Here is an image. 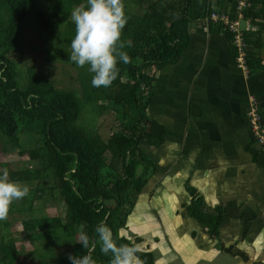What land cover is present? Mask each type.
Returning <instances> with one entry per match:
<instances>
[{
  "label": "trees",
  "instance_id": "16d2710c",
  "mask_svg": "<svg viewBox=\"0 0 264 264\" xmlns=\"http://www.w3.org/2000/svg\"><path fill=\"white\" fill-rule=\"evenodd\" d=\"M32 1L0 0L6 13L4 17L0 15V152L11 151L8 138H13L18 129L25 132L37 130L41 144L38 157L33 162L42 164L45 173L59 179L65 215L62 220L50 215L23 220V230L31 240L43 238L57 243L66 239V244L71 245L69 254L77 256L87 251L77 243L81 225H84L90 241L96 238V226L103 222L112 229L118 243H132L118 232L126 224L137 195L156 170L143 148H157L166 137L164 125L146 115L147 106L153 103L156 80L148 70L177 62L188 46L191 23L203 19L212 10L222 11L224 8L233 14L235 0H181L180 7H176L174 0L157 7L155 2L149 1L143 15L131 12L125 5L127 23L122 30L121 41L126 44L123 50L128 53L130 62L118 64L119 75L110 86H91L90 90L94 97L116 104H129L132 108V114L126 113L119 129L106 139L99 135L87 136L76 126L80 109L72 93L41 84L35 73L30 75L24 86L19 85L6 51L20 50V29ZM72 1L79 2L69 0V4ZM244 16L257 27L256 31L245 33L247 72L264 71V60L258 53L264 42V0H248ZM36 19L43 28L53 27V21L44 17L42 12ZM225 37L234 55L231 38L227 34ZM128 41L131 42L130 47L127 46ZM92 76L88 80L89 85H92ZM16 119L21 123L18 124ZM251 144L246 151L264 172L262 150ZM139 167L142 170L137 174ZM4 169L10 170L12 180H31L38 176L29 169L20 170L19 175L18 171H11L8 163L1 161L0 171ZM185 188L189 198L182 206L187 215L208 235L218 238L223 219L222 206L206 204L197 189L187 183ZM140 240L135 238L136 243ZM92 255L97 264H110L111 256L104 255L98 244ZM138 255L144 264H152L151 252L141 250ZM16 258L14 242L11 239L1 241V264H15ZM38 263L47 264L43 261ZM68 264H71L69 259Z\"/></svg>",
  "mask_w": 264,
  "mask_h": 264
},
{
  "label": "rangeland",
  "instance_id": "374dc122",
  "mask_svg": "<svg viewBox=\"0 0 264 264\" xmlns=\"http://www.w3.org/2000/svg\"><path fill=\"white\" fill-rule=\"evenodd\" d=\"M149 1L155 2L157 7L166 4L170 0H141L138 3L135 0H123L128 10L139 15L146 13L147 10L145 8ZM174 1L175 5H177L176 7H180L181 0ZM84 2L85 0H79V2L72 1L69 4V0H33L28 15L21 25L20 50H7L6 53L20 86H24L30 75L35 73L39 76L41 84L52 85L59 91L72 93L80 109L75 123L76 126L82 129L87 136L99 135L102 139H106L112 132L119 129L123 116L126 113H131L132 108L129 104H116L102 99V97L92 96L90 91L92 85L88 84V80L92 75L88 70L89 66L78 67L70 60V45L75 34V26L71 21V12L75 6ZM64 11H67V13L64 14ZM39 12H42L44 17L53 21L51 29L38 25L36 18ZM5 14V10L2 9L0 4V15L4 17ZM240 25L244 27V22L241 21ZM190 27L193 28L195 25L191 24ZM121 38H123V35ZM148 72L150 75H155L154 68L149 69ZM166 98V94L165 97L160 94L152 107L146 109V115L163 124L170 136L172 134L168 123L174 120L177 121V118L174 119V115L165 113L169 106H164L162 101H165ZM16 122L20 124L21 120L16 119ZM39 138L40 135L37 130L25 132L18 129L13 138H8L9 150L11 151L7 153L0 152V162L8 163L11 171H18L20 175V170L29 169L35 171L38 176L40 175V177L37 176L31 180H14L22 185H27L29 194L21 200L14 201L10 207L7 219L0 221V242H7L9 239L14 242L17 257L15 264H39V261L47 264H68L71 245L66 244V239H61L57 243L43 238L31 240L26 237L23 230V220L44 215L58 217L62 220L65 215L62 210L59 179L51 177L49 175L51 173H45L42 164L38 165V163L34 164L33 162L38 157V147L41 144ZM180 138L177 136V142H171L170 146H166L167 140L165 139L161 150L143 148L146 155L153 160L157 170L148 178L147 183L138 194L139 196L137 195V199L141 200L147 197L148 191L158 183L173 189L179 194H184V200L187 202L189 196L185 184L187 183L199 189L197 180L200 185L205 177L204 165L209 164L207 165V170H212V175H217V172H220L218 176L230 179L231 183L234 182V186L238 185L237 191L245 199L244 210L239 208L236 217H227L228 221L233 222V228L234 225L238 228V235H233V242L236 240L249 242L252 240L253 235L257 234L251 247L254 248V251L256 250L260 253L264 232L257 233L258 230L254 226H261L264 222V217L258 214L253 215L252 210L256 213V210L264 209V202L261 198V192L264 190L262 167L260 168L257 164H254L249 156L245 158L247 164L243 167H240V165L232 166L224 157L223 150L218 147H214L212 158H208V156L202 157V152L194 145H190V149L189 146H186L184 149L188 150V152H185L182 149L183 146L179 144ZM172 139L174 140V136H172ZM253 142H250L252 147L262 150L261 152L264 156V148ZM181 155V158L185 161L184 168L179 162ZM215 166L217 168H214ZM7 170L10 172L9 169ZM141 170L139 167L137 174ZM200 194L202 195L203 193L201 192ZM157 198L153 199L154 202ZM251 201L253 202L252 210L249 209V207L251 208L249 206ZM166 202L173 206V197L169 195ZM242 211L248 213L247 217L240 216ZM245 224V228L241 229ZM127 227L129 228L125 224L123 229H127ZM194 227L198 229L197 224ZM228 227L229 223L225 222L222 225V237L230 236V232L228 230L225 231ZM118 233L120 235V230ZM124 233L128 235V232ZM136 237L137 234L133 233L130 235V241L136 244ZM69 239L74 240L72 238ZM228 240L231 241L230 238Z\"/></svg>",
  "mask_w": 264,
  "mask_h": 264
},
{
  "label": "crops",
  "instance_id": "0c3cea01",
  "mask_svg": "<svg viewBox=\"0 0 264 264\" xmlns=\"http://www.w3.org/2000/svg\"><path fill=\"white\" fill-rule=\"evenodd\" d=\"M191 24L195 27H190L188 46L178 61L155 69L153 103L160 94L163 97L166 94L167 98L162 103L169 108L165 113L177 118V121L168 123L172 135L169 136L166 131L167 139L170 137L169 140L165 137L166 146L177 142L179 136V144L185 152H188L184 149L186 146L190 149V145H194L202 152V157L212 158L214 147H218L223 150L229 164L243 167L247 164L245 158L249 156L251 159L246 147L252 142L248 112L253 105L258 108L262 121L264 119V71L250 74L238 67L219 27L210 25L209 31L205 32L202 29L203 19ZM258 53L264 60V42ZM163 144L157 149H163ZM181 157L179 162L184 168L185 161ZM207 165H204L205 177L200 185L196 178L199 187L196 189L199 194L203 193L206 204L222 206L223 219L218 238L208 235L187 215L182 206L185 203L184 194L158 183L148 191L147 197L137 199L126 219L129 228H121L120 235L130 239V235L136 233L141 238L136 244L142 251L152 253V264L158 261L160 264H264V234L260 253L251 247L257 234L249 242H233L232 239L234 234L238 235V228L235 225L233 228V222L227 217H236L239 208L244 210L245 207V199L237 191L238 185L234 186L230 179L218 176L220 172L212 175ZM263 193L264 190L261 192L262 200ZM169 195L173 197V206L166 202ZM154 198H157L155 202ZM252 204L251 201V210ZM247 214L242 211L240 215L239 212L243 217ZM252 214L264 217V209L260 208L256 213L252 210ZM225 222L229 223L225 231L228 230L230 236L222 237ZM254 228L259 234L264 232V222Z\"/></svg>",
  "mask_w": 264,
  "mask_h": 264
},
{
  "label": "clouds",
  "instance_id": "9594fccd",
  "mask_svg": "<svg viewBox=\"0 0 264 264\" xmlns=\"http://www.w3.org/2000/svg\"><path fill=\"white\" fill-rule=\"evenodd\" d=\"M75 34L71 40L70 60L78 67L89 66L93 74V87H108L119 75L118 64L129 63L130 57L121 41L122 30L127 23L123 0H85L71 12ZM131 46V42H127ZM29 194L27 185L10 179L7 169L0 171V221L6 220L14 201ZM95 237L90 241L80 226L78 242L86 251L82 256L68 255L71 264H97L93 251L98 244L104 255H110V264H144L138 253L141 248L135 243H118L112 229L105 223L95 228ZM157 264H160L158 261Z\"/></svg>",
  "mask_w": 264,
  "mask_h": 264
},
{
  "label": "built area",
  "instance_id": "2783aa9c",
  "mask_svg": "<svg viewBox=\"0 0 264 264\" xmlns=\"http://www.w3.org/2000/svg\"><path fill=\"white\" fill-rule=\"evenodd\" d=\"M247 6L248 0H235L233 14L224 8L222 11L212 10L203 18L202 25V29L205 32H208L210 25H212L219 27L224 35L230 36L231 44L235 51V62L244 71H247L245 33L256 30L250 19L244 16V10ZM241 21L244 22V27H241ZM248 118L250 133L254 143L264 148V126L258 108L255 105L249 110Z\"/></svg>",
  "mask_w": 264,
  "mask_h": 264
}]
</instances>
